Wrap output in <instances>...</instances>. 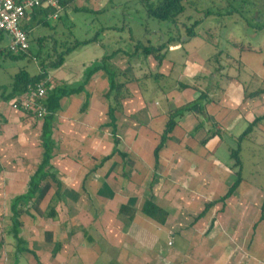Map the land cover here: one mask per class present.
I'll return each instance as SVG.
<instances>
[{
  "label": "rangeland",
  "instance_id": "rangeland-1",
  "mask_svg": "<svg viewBox=\"0 0 264 264\" xmlns=\"http://www.w3.org/2000/svg\"><path fill=\"white\" fill-rule=\"evenodd\" d=\"M149 1L152 4L156 3V0ZM84 2H72L73 5L67 6L64 13H62V9L61 17L49 18L47 26H29V48L23 57L11 58L7 55V43L4 42L0 45V47L3 46L1 49H5L4 53L0 55V98L2 94L10 92V85L16 73L25 70L30 75L37 74L41 63L47 66L49 62L55 59L57 53L73 47L77 40L92 41L68 54L61 68L50 70L47 67L53 81H56V78L63 72L78 73L79 75L83 72L80 75L83 77L90 66L99 64L105 56L113 54L112 57H114L119 52L126 57L128 62L127 66L123 65L125 67L123 71L128 76H143L140 78L138 86L144 99L147 102H152V104L156 102L159 106H165L167 103L165 93L170 92L171 87L174 86L177 73L181 71L182 64L186 61V52H189L194 53L203 61L210 57L206 62L214 69L222 67L220 71L222 75L217 73L209 78L203 76L196 79L195 83L203 80L208 86L221 87L223 85L225 87L228 85L229 79L224 77V74L228 72L234 76L240 73L237 79L248 90L264 89V84H262L264 71L259 67V56L254 54V51L260 48L264 49V31L260 32L261 36H247L250 35L248 33L250 29L254 33L259 32L257 28L256 31L252 30L251 27L249 29L248 24L252 25L250 23L251 18L256 13L259 14L260 22L264 21V0H182V5L185 8L184 13L165 21L147 15L145 0H103L99 7L91 4L85 5V8L82 9ZM73 8L80 9L75 10ZM187 29H192L195 36L188 42L182 43V49L174 53L168 52L166 48L171 43L170 37L174 38L181 35L184 38L187 36ZM39 38H44L42 43H39ZM233 42L243 43L244 46L247 45L246 43H250L254 51H241L242 49ZM137 43L143 46L166 47L164 49L167 54L166 59L175 61V66L164 80L148 78L151 76L149 73H154L155 77L156 72L146 66V62L150 65L149 58L143 57L139 52L135 53ZM220 52H223L221 56H219ZM226 55H230V57L226 58ZM241 56L248 63L247 66L243 62H241L240 70L238 69V62H232L228 66V61L232 58L239 60ZM114 62L115 60L111 58L110 63L114 65ZM115 67L119 69L117 66ZM103 74L106 76L105 72ZM254 75H256L255 78ZM198 84L200 85V82ZM160 87L164 89L160 91ZM216 90L218 89L216 88ZM1 101L5 102L2 99ZM245 101L246 103L238 107L240 111L254 112L258 110L259 105L254 100ZM6 104L11 108L9 103ZM263 114L264 106L262 112L256 113L255 116L253 113L249 115L247 121L242 115L233 118L231 123L233 127L229 130L226 128L225 133L220 135L218 139L220 145L215 158L218 160L216 166L218 164L222 166V174H219L220 187L218 186V190H222L221 193L236 179V169L232 168L233 159L230 154L240 145L239 157L242 164V179L245 182L243 183L245 184L244 189L249 188L251 192H258L259 195L255 194L252 197H258L264 203V122L258 124L254 132L243 141L240 142L237 139L250 121ZM27 115L33 117L35 124L41 123V118ZM118 118L120 121L121 116ZM110 143L112 144V141ZM149 143H146L149 146L148 152L151 147ZM157 143L158 140L154 148ZM122 146L124 150H127L126 143ZM153 150L151 159L154 161ZM117 159L120 160L118 163L120 166L121 159L118 157ZM8 161L7 158L2 159L0 157L1 164L6 165ZM117 167L114 164L112 169L115 170ZM151 169L143 191L138 188L129 190L124 184L123 189H126L120 194H138L139 196L136 198L139 202L140 199L142 201L145 199L159 200V189L156 184L161 177L159 174L157 177L154 176L153 164L150 166ZM119 175L120 180L126 178L127 173L124 172V167ZM0 176V236L3 240L0 264H221V258H219L223 256L221 250L212 252V247L218 245L219 248H222L223 235L211 236L212 231L209 229L211 220H208L205 225L206 218L204 220L198 219L197 230H190L195 223L194 218L197 214L190 215L191 218L188 219L187 215L181 213L182 217H186L180 221L185 228L178 233L169 229L165 233V239L162 240L163 247L160 246V249L150 245L155 237L151 236L150 231L142 229V234L144 231L145 233L140 235V228L138 226L133 227L136 238L141 241L143 239L150 241V244L145 247L139 243L136 245L127 239V227L122 229L120 225L119 230L116 231L119 232L118 235H106L107 229L103 228L104 223L98 217L101 212L98 210L100 204L90 202L88 199L93 197L90 195L93 194L91 187L88 189L86 186L84 190L81 185L78 193L82 196L80 197L82 201L85 200L84 203L70 205L66 203L67 198H63V184L58 179L60 185L51 182L47 195L41 201L38 199L35 207L30 210L32 217L26 215L21 217L22 226L19 236L24 240V247L36 252L39 259V262L36 263L35 259L28 253L16 255V242L10 233V200L14 196L24 193V187L9 188L10 178L4 182V175L0 173ZM118 186L121 187L119 184ZM51 208L55 210L54 217H43L42 214L47 215ZM177 211L178 209L170 210L169 225H172L175 217L178 216ZM219 213H221V209H216L215 213L214 208L209 210V216ZM125 214L121 213L117 218L124 226L128 225L126 221L122 220V217H127ZM209 216L208 219H210ZM106 217L114 218L113 215L110 216L109 212L106 213ZM219 217L221 218V215ZM149 221L154 222L151 219ZM120 227L123 235H121ZM217 228L221 230L222 226L218 225ZM156 232L159 233V231ZM131 254L133 256L130 257Z\"/></svg>",
  "mask_w": 264,
  "mask_h": 264
},
{
  "label": "crops",
  "instance_id": "crops-1",
  "mask_svg": "<svg viewBox=\"0 0 264 264\" xmlns=\"http://www.w3.org/2000/svg\"><path fill=\"white\" fill-rule=\"evenodd\" d=\"M77 1H85L82 9L85 8V5L94 4L99 7L103 3V0H74L73 2ZM69 5H73V3L67 6ZM66 7L63 8L62 13H64ZM255 15L258 16L257 13ZM31 18L32 12L30 13L29 22ZM248 27L256 31L255 27L249 25ZM262 30L264 31V28L254 33L250 29V32H248L250 35L247 36H261L260 32ZM193 36H195V33ZM192 37L188 36V33L184 38L180 35L172 40L173 38L170 37L171 43L165 48L168 52L174 53L182 49V43L188 42ZM186 55V61L182 64L181 71L177 73L174 86L171 87L170 92L165 93L167 101L165 106H159L156 102L152 104V102H147L144 99L138 86L140 78L143 76H129L138 79V81L127 84L131 97L122 101L123 114H117V118L121 116L118 122L117 135L120 141L118 148L126 153V158L123 160L118 155H113L104 165L97 167L91 175L89 174L88 179H85L86 185L84 186L85 189L87 186L88 189L91 187L93 190V194H90L93 197H89V201L100 204L98 210L101 212L98 217L104 223L103 228L107 229V236L118 235L119 232L116 231L119 230L121 225L122 229L127 227L126 234L129 235H127L129 241L133 244L136 243V245L139 243L145 247L150 244V241L145 239L141 241L136 238L133 227L138 226L141 232L140 235L148 230L151 232V236H155L153 243L150 244L153 248L160 249V246L163 247L162 240L165 239V233L169 229L177 233L178 231L181 232L185 228L180 222L183 218L187 217L189 219L191 218L190 215H198L204 209L206 203L216 200L229 187L223 193H221L222 190H218V186L220 187L219 174H222V166L221 164L216 166L218 160L215 158L220 145L218 142L219 136L209 140L205 146L199 143L205 131L210 128V124L217 123V128L223 130L221 131L222 134L225 133L226 128L229 130L233 127L231 125L233 118L242 115L247 121L249 120L248 116L252 113L255 116L256 113L262 112L264 94L251 99L259 105L258 110L254 112L240 111L238 107L246 103L243 96L244 85L241 81L229 80L228 85L225 87L223 85L221 87L208 86V84L205 85L203 80L195 83L196 79L200 77L206 76L209 78L212 76L214 68L207 64L206 60L208 58L203 61L194 53L186 52ZM255 55L259 56V67L264 71V53H256ZM166 56L167 54L161 64H157L152 57H149L150 65L146 62V66L156 72L155 77L154 73H149L151 75L148 77L149 79L157 80L160 78L164 80L173 71L175 61L166 59ZM229 57L230 55L226 56V58ZM112 60H115L114 65L121 71L125 68L123 65H128L126 57L119 52L115 54ZM240 61L247 66L248 63L242 59V56ZM103 73V71H98L92 75L85 87V92L64 98L61 101L60 110L55 115L53 138L56 141V148L54 149L51 165L56 178L63 184V198H67L66 203L70 205L84 203L85 200L82 201L80 198L82 196L78 193L84 177L100 163L104 156L111 154L114 146L110 128L105 127V123L108 122L106 115L108 101L104 94L108 90V82ZM80 75L78 73L63 72L56 78V81L52 80L50 74L48 79L51 80L53 86L63 83L71 85L83 79ZM180 82L188 83L190 87L179 89ZM160 89L162 91L164 88L160 87ZM199 91H206L209 97L217 98V103L212 102L205 105L209 120L206 116L199 118L194 113L183 117L171 133V139L167 140L165 147L160 151L159 168L155 174L156 177L158 174L161 177L156 184L160 198L157 201H152L164 209L168 213V217L163 225L154 220V222H150L149 219L151 218L146 215L142 216L144 214L141 212V206L144 201L140 199L139 202L137 200L138 194L121 195L120 193L125 191L126 188L129 190L134 188L141 189L140 191L144 190L147 176L152 171L150 166L154 165L151 152L157 140L159 141L167 120V113L173 108L197 98ZM6 103L11 106V102H2L0 98V157L2 159L7 158L9 161L6 164L7 166L0 163V173L4 175V182L10 178L9 188L19 189L24 187L26 191L30 176L34 173L42 155L41 124H35L33 117H29L25 112L13 109L12 106L10 108ZM199 121L203 122V128L198 132H194L193 130ZM124 140L127 144V150H124L122 146L125 144ZM110 141H112V144ZM145 142H150L149 152V146ZM117 157L123 163L120 166L118 165L120 160ZM114 164L120 170L118 167L113 170ZM111 165L113 166L111 167ZM123 167L127 175L125 179L120 180L119 172ZM243 183L245 182L242 179L238 188L225 200L224 205L218 207L219 204H216L212 207L214 213L216 209H221V213L209 216V210L212 209L210 208L202 217L203 220L204 218L207 219L205 225L208 220L214 219L211 236L223 235L222 248H219L218 245L212 247V252L221 250L223 254L219 257L221 258V264H264L263 202L258 197H252L255 194L259 195V193L251 192L249 188L244 189L245 184ZM124 184H126V188L123 189ZM48 191L44 193V196L47 195ZM121 204L129 206L130 212L134 214L132 221H128L127 214H125L127 217H122V220L128 223L125 226L117 219L119 218L118 215L121 214L119 212ZM175 209H178V216L175 217L172 225H169L170 210ZM190 211L191 213H189ZM107 212L110 213V216L113 215L114 218L106 217ZM181 213L187 216L182 217ZM219 215H221V218ZM208 216L210 219L207 218ZM198 222L196 220L190 230H197ZM218 225L222 226L221 230L217 228ZM129 227L130 229H128ZM142 229L145 230L143 234ZM156 231H159V233ZM121 235H123L122 232ZM131 256L133 255L131 254ZM195 260L198 263L196 258Z\"/></svg>",
  "mask_w": 264,
  "mask_h": 264
},
{
  "label": "trees",
  "instance_id": "trees-1",
  "mask_svg": "<svg viewBox=\"0 0 264 264\" xmlns=\"http://www.w3.org/2000/svg\"><path fill=\"white\" fill-rule=\"evenodd\" d=\"M74 0H62V8H65L68 4H71ZM149 0H145V6L147 15L149 17L155 18L157 20L165 21L169 20L171 18H176L184 13V6L182 5V0H156L155 4L149 3ZM75 10L80 8H74ZM261 12V10H260ZM54 11L50 7H43V8H36L32 11V18L31 21L24 26V30L27 34V37L29 36V26L37 25V26H47L49 18H52ZM258 16L254 15L253 18H251V22L253 27L255 29L261 30L264 27V21L260 22L259 14ZM60 16V15H59ZM37 18V20H35ZM253 19V20H252ZM255 21V22H254ZM260 22V23H259ZM249 25V24H248ZM250 26V25H249ZM188 36L192 37L194 35V31L192 29H187ZM39 43H42L44 38H39ZM172 40H175L173 38ZM92 40H86V41H75V44L71 48H67L59 53H57L55 59L48 63V65H44L41 63V67L39 68V71L35 75H30L25 70H20L18 73H16L13 76L12 83L10 85L11 89L10 92L7 94H2L1 99L5 102H11L15 103L20 100V98L23 97H29L31 92L34 91L38 85H41L45 89V98L42 101V104L45 108L46 113L41 118V134H40V141H41V148H42V155L40 162L38 163L34 173L30 176V179L27 183L26 191L22 194L14 196L10 200V212H11V230L10 233L13 237V239L16 242V255L19 253H28L30 254L34 259L35 262L38 263L39 259L35 251L28 249L23 246L24 240L19 236L21 231V217L26 215L29 217H32L31 209L35 207V203L41 201V199L44 196V193L48 191V189L51 186L52 183H56L57 185H60L58 183L56 175L53 171V167L51 165V160L53 158L54 149L56 148V141L53 138V125L55 122V115L60 110L61 107V101L69 96L77 95L82 92H85V87L87 83L89 82V79L97 73L98 71H103L106 73L107 81H108V90L104 94L108 101V107L106 115L108 117V122L105 123V127L110 128V134L113 140V149L111 154L104 156L100 163L90 170L88 174L84 177V180L82 182V189L85 190V179L87 175L90 173H93L97 167H101L104 165L106 161L111 159L113 155H118L121 159L126 158V153L122 152L118 146L120 144V141L118 139V122L119 119L117 118V114L122 115L123 114V105L122 101L124 99H127L131 97L130 91L127 88L128 83H132L134 81H138V79H135L134 77H129L126 72L121 71L115 67V65L110 63L111 58H113V54L110 56H105L102 58L101 62L96 65L90 66L84 76L83 79L75 84H57L55 86L52 85L51 80L48 79L49 72L47 71V67L50 70H57L61 68L64 64L65 57L70 54L73 50L76 48L85 46L89 43H91ZM96 41V40H95ZM236 46H238L241 51H248L252 52L254 51L252 45L250 43H246L247 45L244 46L243 43L236 42L234 43ZM165 47L162 46H153V45H146L143 46L140 43H137L136 45V51L143 55L145 58L152 57L157 64H161L162 61L165 59ZM262 49V48H260ZM260 49L254 51L256 53H264L263 49L260 51ZM5 49L0 48V55L4 53ZM118 53V52H117ZM222 52L219 53V56H221ZM7 55H9L13 59H18L20 57H23L25 53H12L8 51ZM227 56V55H226ZM209 59V58H208ZM207 59V60H208ZM232 62H238V69H241V61L231 59L228 61L229 65ZM222 70V67H218L214 69V73L212 76L216 75L217 73L222 75L220 71ZM226 73V72H225ZM240 73L237 75H229L228 72L224 74V77H227L229 80H238ZM256 75H254L255 78ZM236 81V82H237ZM264 84V82L262 83ZM179 89H184L185 87H190L188 83H182L180 82ZM261 94H264V89H257L255 91L248 90L247 87L244 86L243 88V96L244 100H251L254 99ZM217 103V98L215 97H209L206 91H199V95L197 98L192 100L191 102L182 104L178 107L173 108L167 113V120L165 122L164 128L162 130V133L160 135L159 141L157 145L155 146L153 150V158H154V165H153V171L154 176L157 173V170L159 168V154L160 151L165 147L167 140L171 139V133L173 132L174 128L178 125L179 121L185 117L187 114H195L197 117H204L209 120V116L206 114L205 111V105L206 103ZM86 104V102H85ZM84 104V105H85ZM22 111V110H19ZM23 112V111H22ZM264 122V114L261 116H256L251 122L248 123L247 128L238 136V140L241 142L247 137L251 135V133L254 132V129L257 127L258 124H261ZM203 128V122L199 121V123L195 126L194 132L200 131V129ZM222 129L217 128V123H211L210 128L205 131L204 136L200 139L199 143L202 146H205L206 143L211 140L212 138L219 136L221 134ZM191 135V133H190ZM240 153V145H238V148L236 150L231 151V158L233 159L232 168L236 169L235 175L236 179L235 181L227 188L224 194L219 196L216 200L210 201L204 205V209L195 217V221L202 218L206 212L212 208L216 204H223L225 203V200L229 198L232 193L238 188L240 183L242 182V164L239 157ZM1 171V167H0ZM156 177V176H155ZM47 190V191H46ZM58 196V194H56ZM60 198V197H58ZM130 207L121 204L119 207L120 213H126L128 221L133 220V213L130 212ZM262 210H264V203L262 204ZM141 212L146 215L147 217L151 218L155 222L163 225L166 222V219L168 217V213L160 208L158 205H156L151 199L145 200L144 203L141 206ZM55 210L53 208L50 209V211L45 215V213L42 214L43 217H54ZM214 223V219L211 220L209 229H212ZM3 246V240L0 236V252ZM55 252V251H54ZM16 262V261H15ZM17 264V263H16Z\"/></svg>",
  "mask_w": 264,
  "mask_h": 264
},
{
  "label": "built area",
  "instance_id": "built-area-1",
  "mask_svg": "<svg viewBox=\"0 0 264 264\" xmlns=\"http://www.w3.org/2000/svg\"><path fill=\"white\" fill-rule=\"evenodd\" d=\"M62 0H0V45L7 43V50L12 53H26L29 48L24 26L29 23L30 13L36 8L50 7L56 19L62 12ZM3 47V46H2ZM0 47V48H2ZM45 89L38 85L29 97L20 98L11 103L15 110L42 118L46 113L42 104Z\"/></svg>",
  "mask_w": 264,
  "mask_h": 264
}]
</instances>
